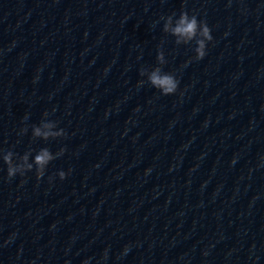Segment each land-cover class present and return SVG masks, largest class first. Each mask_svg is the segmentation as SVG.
Here are the masks:
<instances>
[{
  "label": "water",
  "instance_id": "water-1",
  "mask_svg": "<svg viewBox=\"0 0 264 264\" xmlns=\"http://www.w3.org/2000/svg\"><path fill=\"white\" fill-rule=\"evenodd\" d=\"M0 264H264V0H0Z\"/></svg>",
  "mask_w": 264,
  "mask_h": 264
},
{
  "label": "clouds",
  "instance_id": "clouds-1",
  "mask_svg": "<svg viewBox=\"0 0 264 264\" xmlns=\"http://www.w3.org/2000/svg\"><path fill=\"white\" fill-rule=\"evenodd\" d=\"M173 17H169L167 23L164 26L166 32H170L175 38L177 43H191L195 40V59L202 60L206 55V46L208 43L212 42L213 37L210 34V28L207 26L206 21L198 20L196 15H191L186 11H181L179 18L175 19V24L172 23ZM163 52L159 53L157 56L158 61H163ZM141 76L144 73L140 74ZM148 83L156 90H158L162 95L169 96L177 92L179 86V80L172 73L163 72L159 67L154 68L147 77ZM143 86V80L139 81L137 87ZM27 119V117H24ZM58 127L57 122L45 123L42 127L34 128V135L36 137H42L45 139L55 137L57 139L66 136V132L60 129L58 132L50 131L53 128ZM65 149L53 154L48 148H42L34 157V165L28 164V170L32 171L35 168V173L37 179L42 178L45 175V170L47 166L53 160L64 155ZM29 154H24L23 159L28 160ZM12 153L9 152L5 157L4 161L9 165L11 164ZM27 172L20 173V176H24ZM18 174V169L16 167H7V176L11 180ZM59 179L64 180L66 178V173L60 171L58 173ZM51 179V178H50ZM125 253L128 249L125 248ZM107 258V251L105 252L104 259Z\"/></svg>",
  "mask_w": 264,
  "mask_h": 264
}]
</instances>
